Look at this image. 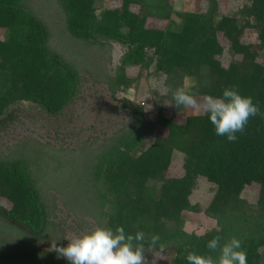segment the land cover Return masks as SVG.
<instances>
[{"label": "trees", "instance_id": "16d2710c", "mask_svg": "<svg viewBox=\"0 0 264 264\" xmlns=\"http://www.w3.org/2000/svg\"><path fill=\"white\" fill-rule=\"evenodd\" d=\"M31 1L0 0V29L5 30L0 39V121L19 102L60 114L76 99L82 72L105 83L114 98L134 82L127 68L148 70L152 65V73L165 78L161 100L170 101L176 113L182 106L175 108L171 93L184 87L185 80L190 82L185 90L195 96L221 97L225 87H235L259 102L264 113V63L258 61L264 50V0H244L228 15L219 12L218 0H204V12H175L170 0H121L119 7L104 9H98L97 0H53L58 25L40 14L49 1ZM150 18L166 25L149 27ZM247 29L255 32L256 45L241 41ZM218 32L229 42L227 66L218 59L223 53ZM114 45L124 52L110 74L104 63ZM119 102L129 122L96 147L84 149L81 164L72 169L74 179L70 176L80 188L63 193L67 211L91 217L97 227L113 232L117 226L126 234L142 231L146 241L158 234L164 251L174 253L170 264H188L189 251L217 259L219 253L206 248L217 235L221 244L239 239L247 264H264V116L250 117L244 132L229 142L215 134L205 113L179 124L166 118L161 107L148 120L139 103L126 96ZM24 148L0 158V196L11 203L10 208L0 206V264H69L36 244L53 224L34 175L39 160L33 155L44 152ZM175 151L183 156V175L167 177ZM198 178L215 186L204 209L190 200ZM252 184L259 186L255 201L242 194ZM185 212H203L216 227L189 233ZM16 229L33 243L18 245L10 238Z\"/></svg>", "mask_w": 264, "mask_h": 264}, {"label": "rangeland", "instance_id": "374dc122", "mask_svg": "<svg viewBox=\"0 0 264 264\" xmlns=\"http://www.w3.org/2000/svg\"><path fill=\"white\" fill-rule=\"evenodd\" d=\"M47 1L50 5L43 10L41 9L40 14L53 23L58 21L56 23L58 25L60 23L59 19L52 14L56 2L53 0ZM243 2L244 0H218L219 12L226 15L231 14ZM170 3L175 12H204L207 9V2L204 0H170ZM120 4L121 0H97L96 6L98 9L117 8ZM133 9L138 12L137 6ZM173 18L178 19L176 14L173 15ZM147 25L163 28L166 21L150 18ZM4 37L5 30L0 29V39H4ZM217 38L223 47V53L218 59L223 66H227L230 61L228 54L229 42L220 32L217 33ZM241 41L253 45L258 43L255 32L250 29L244 31ZM123 52L124 47L113 46L110 60H105L104 63L108 73L113 74L115 72L114 69L119 64ZM263 53L264 50L260 52L258 57L260 63H264ZM153 68V65L148 70L139 67L127 68L125 73L134 82L129 90L118 91L114 98L105 83H95L87 73L82 72L76 99L72 104L66 106L60 114L50 115L36 104L19 102L9 109V116H6L4 121H0V158L18 152V148L22 150L24 145H26V148L23 151L35 148L44 152L43 155H33L35 161L39 160V167L37 166L38 170L34 171V175L36 185L40 189L49 214L48 221L52 222L53 226L45 236L36 240L39 248L57 256V253L52 250L53 244L61 247L67 246L68 241L71 239L90 233L98 228L93 218L82 217L67 211L63 203L66 194L63 193L67 190L80 188L73 185L70 176L73 174L72 169L81 164L84 149L86 147H96L115 130L129 122V116L121 108L119 102L122 97L126 96L143 106L145 117L148 120L155 119L160 107L166 118H171L179 124H183L185 118L189 115L204 114L203 111L183 106L176 113L170 101L167 99L161 100V96L166 92L165 78L161 74L152 73ZM189 85L190 82L185 80L184 88ZM195 97L199 101L203 96ZM157 132H160V130L156 129ZM162 135H164V132H162ZM147 142L150 144L152 139ZM182 157V154L177 151L173 153L170 167L166 172L167 177L183 175ZM43 168H46L44 172ZM75 169L77 170V168ZM77 172L79 175L80 171L77 170ZM72 178L74 179V175H72ZM66 183H70L68 187H66ZM214 192L215 186L213 184L207 182L204 178H198L190 199L191 203L199 204L204 209L212 199ZM242 194L246 199L255 201L258 198L259 186L257 184L246 186ZM0 206L10 208L11 203L0 196ZM184 217L186 219L184 229L189 233L202 234L216 227V221L210 219L203 212H185ZM10 238L16 240L17 244L21 246H26V243H33L24 230L16 229V231H12ZM145 251L146 264H170L174 257V253L168 250L164 251L163 254H154L150 250ZM59 258L65 260L63 257Z\"/></svg>", "mask_w": 264, "mask_h": 264}, {"label": "clouds", "instance_id": "9594fccd", "mask_svg": "<svg viewBox=\"0 0 264 264\" xmlns=\"http://www.w3.org/2000/svg\"><path fill=\"white\" fill-rule=\"evenodd\" d=\"M171 94L175 108L183 106L203 111L214 125L215 134L226 136L229 142L237 140L236 133L244 132L250 117L264 116L259 102L254 103L251 96L241 95L235 87H225L221 97L204 95L199 101L184 87H177ZM221 239L217 235L206 243L210 252L219 253L217 259L189 251L186 255L188 264H247V254L241 250L239 239L233 237L223 244ZM159 241L158 234L146 241L142 231L133 235L126 234L122 226H117L115 232L98 227L71 239L67 246L53 244L52 250L69 264H146L145 242L150 252L163 254L164 245Z\"/></svg>", "mask_w": 264, "mask_h": 264}]
</instances>
